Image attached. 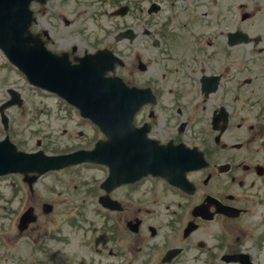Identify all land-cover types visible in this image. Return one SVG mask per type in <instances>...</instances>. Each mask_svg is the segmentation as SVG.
Returning a JSON list of instances; mask_svg holds the SVG:
<instances>
[{
	"label": "flooded vegetation",
	"instance_id": "af4514ba",
	"mask_svg": "<svg viewBox=\"0 0 264 264\" xmlns=\"http://www.w3.org/2000/svg\"><path fill=\"white\" fill-rule=\"evenodd\" d=\"M143 1L123 0L114 33L96 23L94 0L33 1L32 30L78 63L118 46L123 29V79L150 99L127 130L145 152L127 165L170 159L172 179L148 174L107 191L100 166L49 190L9 185L0 259L34 251L45 264H241L228 256L246 252L264 264V0H149L161 4L150 12ZM81 173L88 180L72 183ZM31 206L36 220L21 228Z\"/></svg>",
	"mask_w": 264,
	"mask_h": 264
},
{
	"label": "rangeland",
	"instance_id": "374dc122",
	"mask_svg": "<svg viewBox=\"0 0 264 264\" xmlns=\"http://www.w3.org/2000/svg\"><path fill=\"white\" fill-rule=\"evenodd\" d=\"M22 75L19 70L8 63L6 58L0 53V77L6 81L11 80L10 83L17 84L20 86L21 83H25ZM11 77V78H10ZM24 88V97L26 99L27 108H29V112L27 111L28 116H32L31 121H25L26 126V136L23 138V134L20 135L21 140H28L26 144V148L29 150L37 147L38 139H44L43 146L46 148L45 150L49 153H54L58 148H67L70 146V143L64 136V130H68L69 134L75 131L78 132L81 128L77 126H73L72 124H66L62 121L54 109V107H58L62 104V102L50 96L42 91L35 90L33 87L26 85ZM48 108V113H40L39 109ZM18 108H15L17 111ZM64 135V136H62ZM19 140V138H18ZM20 142V140H19ZM46 145V146H45ZM85 169H83L84 171ZM40 257H38L39 259ZM43 258V257H42ZM38 259L36 262H38ZM35 262V263H36Z\"/></svg>",
	"mask_w": 264,
	"mask_h": 264
},
{
	"label": "water",
	"instance_id": "95a60500",
	"mask_svg": "<svg viewBox=\"0 0 264 264\" xmlns=\"http://www.w3.org/2000/svg\"><path fill=\"white\" fill-rule=\"evenodd\" d=\"M12 1H13V2H14V1L17 2L18 0H12ZM6 7H7L6 5H3V4L0 5V8H1V10H0V16H1V19H0V33H1V34L4 33V32L6 31L4 25H5V24H8V23L10 22V21H8V20L5 19V16H6L7 14L5 13V11H4L3 9L6 8ZM25 9H26V7L23 6V7H22V10L25 11ZM6 48H7V50H9V51L13 54V56L17 59V62H19V63H21V64L24 63V53H23V49H22V48H17V47L14 48V47H11V46H9V45H6Z\"/></svg>",
	"mask_w": 264,
	"mask_h": 264
}]
</instances>
